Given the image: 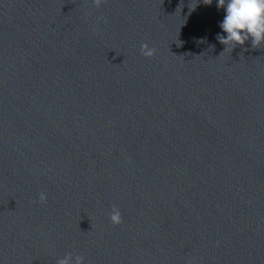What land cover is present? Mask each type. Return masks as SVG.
Here are the masks:
<instances>
[{
    "label": "water",
    "instance_id": "95a60500",
    "mask_svg": "<svg viewBox=\"0 0 264 264\" xmlns=\"http://www.w3.org/2000/svg\"><path fill=\"white\" fill-rule=\"evenodd\" d=\"M209 2L0 0V264H264V44Z\"/></svg>",
    "mask_w": 264,
    "mask_h": 264
},
{
    "label": "clouds",
    "instance_id": "9594fccd",
    "mask_svg": "<svg viewBox=\"0 0 264 264\" xmlns=\"http://www.w3.org/2000/svg\"><path fill=\"white\" fill-rule=\"evenodd\" d=\"M93 2L99 8L105 0H93ZM212 2L213 0H210L208 4ZM216 6L225 12L222 21L219 22L223 34L218 33L216 37L222 45H225V50L228 46H232L233 49L237 45L243 46L249 40L253 48L264 44V0H216ZM141 53L151 57L155 54V50L144 44L141 46ZM39 198L42 202L47 200L43 192L40 193ZM110 219L113 224L122 222L118 208L113 207ZM57 264H85V260L84 257L69 252L60 258Z\"/></svg>",
    "mask_w": 264,
    "mask_h": 264
}]
</instances>
